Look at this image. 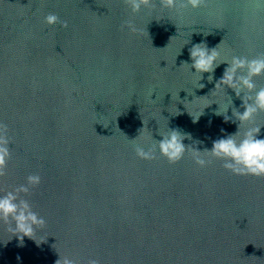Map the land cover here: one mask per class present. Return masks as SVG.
<instances>
[{"label":"water","instance_id":"95a60500","mask_svg":"<svg viewBox=\"0 0 264 264\" xmlns=\"http://www.w3.org/2000/svg\"><path fill=\"white\" fill-rule=\"evenodd\" d=\"M154 2L132 13L124 0H0V121L12 137L0 194L38 173L25 198L47 222L21 244L0 221V264H264V177L201 168L190 152L177 163L134 152L170 129L199 151L237 132L231 108L228 122L216 115L228 65L199 88L190 49L218 46L217 62L264 54V0ZM49 13L68 26L46 24ZM129 19L140 33L121 30ZM248 126H264V112Z\"/></svg>","mask_w":264,"mask_h":264},{"label":"clouds","instance_id":"9594fccd","mask_svg":"<svg viewBox=\"0 0 264 264\" xmlns=\"http://www.w3.org/2000/svg\"><path fill=\"white\" fill-rule=\"evenodd\" d=\"M124 4L132 13H138L142 8L149 10L156 8L154 0H124ZM159 6L162 9H174L179 12L188 7L192 9L204 7L206 0H159ZM44 21L48 25L60 23L61 27L68 26L67 21H60L54 13L45 16ZM125 28L133 34L141 32L131 19L121 24V30ZM217 48L218 46L209 49L203 43L193 45L190 49L192 60L190 69H195V72L191 71L194 75L199 74V88H203L204 84L200 83L204 78L203 74L209 73L208 80L211 82L213 79L211 73H214L216 67L222 63L228 65L222 78L215 84L214 90L223 88L228 98L224 111L220 112L218 107L216 115H223L225 122L234 117L235 121L239 122L237 132L215 140L210 150L199 151L183 143L185 139H192L190 134L182 133L178 129H170L165 134L159 132L163 137L159 141L151 136L153 143L135 144L134 152L141 159L154 160L157 158L158 151L159 155L165 157L169 163L179 162L186 152H190L194 162L201 168L207 167L213 160H219L224 169L235 175L264 177V139L257 138L264 126L244 128L246 124L252 125L258 113L264 112V87L258 88L255 82V77L264 75V54L253 58L233 56L231 61L217 62L220 55ZM226 89L233 90L236 97L243 101L241 105L243 112L233 106L232 98L226 94ZM151 96L152 93H150V99ZM229 108L232 109V117L227 115ZM201 115L193 117V122H197ZM242 128H244L243 131H241ZM11 144L10 128L7 123L0 121V178L7 175V165L11 159ZM205 155L209 159H205ZM40 183V175L32 173L26 177L25 183L0 194V221L7 225V231L12 234V237H17L21 244L24 237L33 239L36 230L44 228L47 223L46 219L34 211L31 202L25 198ZM56 264H79V261L66 255L59 257ZM86 264H100V260L90 258Z\"/></svg>","mask_w":264,"mask_h":264}]
</instances>
